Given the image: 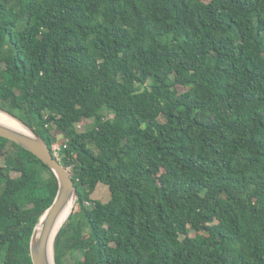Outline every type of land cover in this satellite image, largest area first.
I'll use <instances>...</instances> for the list:
<instances>
[{
    "label": "trees",
    "instance_id": "obj_1",
    "mask_svg": "<svg viewBox=\"0 0 264 264\" xmlns=\"http://www.w3.org/2000/svg\"><path fill=\"white\" fill-rule=\"evenodd\" d=\"M0 109L64 137L56 264H264V0H0ZM57 192L0 138V264Z\"/></svg>",
    "mask_w": 264,
    "mask_h": 264
},
{
    "label": "water",
    "instance_id": "obj_2",
    "mask_svg": "<svg viewBox=\"0 0 264 264\" xmlns=\"http://www.w3.org/2000/svg\"><path fill=\"white\" fill-rule=\"evenodd\" d=\"M0 112L17 120L28 130V132H22L0 124V138L8 139L31 152L46 164L58 179V192L55 200L39 219L30 243L33 264H56L54 246L56 237L61 230L59 225L69 206L72 204L74 208L78 195L73 174L54 158L46 141L35 130L9 112L2 109ZM51 251L53 252V261L51 260Z\"/></svg>",
    "mask_w": 264,
    "mask_h": 264
},
{
    "label": "rangeland",
    "instance_id": "obj_3",
    "mask_svg": "<svg viewBox=\"0 0 264 264\" xmlns=\"http://www.w3.org/2000/svg\"><path fill=\"white\" fill-rule=\"evenodd\" d=\"M209 0H206L208 2ZM92 123V120H87L79 125V130H85L86 125ZM64 141L63 136H58L57 143H62ZM111 199V193L109 187L105 184H99L97 188L91 194L92 201H101L107 203ZM71 215V214H70ZM194 235V234H192ZM65 264H75V258L72 255H67Z\"/></svg>",
    "mask_w": 264,
    "mask_h": 264
},
{
    "label": "bare ground",
    "instance_id": "obj_4",
    "mask_svg": "<svg viewBox=\"0 0 264 264\" xmlns=\"http://www.w3.org/2000/svg\"><path fill=\"white\" fill-rule=\"evenodd\" d=\"M0 124L5 125L7 127L16 129L18 131H22V132H28V130L22 125L20 124L17 120L11 118L10 116H8L7 114H4L2 112H0ZM73 205L71 204L66 212V214L63 216L62 221L59 225V228L64 225V223L67 221L71 211H72ZM60 228V229H61ZM51 260L53 261V252L51 251Z\"/></svg>",
    "mask_w": 264,
    "mask_h": 264
},
{
    "label": "built area",
    "instance_id": "obj_5",
    "mask_svg": "<svg viewBox=\"0 0 264 264\" xmlns=\"http://www.w3.org/2000/svg\"><path fill=\"white\" fill-rule=\"evenodd\" d=\"M63 147H66V146H62V143H55V145L53 146L52 148V154L54 156V158H56L58 161L61 162V159H62V148ZM68 170L71 171L70 168H68Z\"/></svg>",
    "mask_w": 264,
    "mask_h": 264
}]
</instances>
